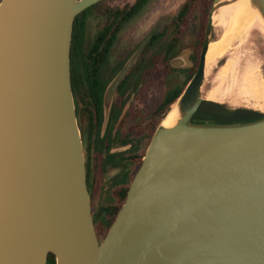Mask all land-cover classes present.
Instances as JSON below:
<instances>
[{
  "label": "water",
  "instance_id": "95a60500",
  "mask_svg": "<svg viewBox=\"0 0 264 264\" xmlns=\"http://www.w3.org/2000/svg\"><path fill=\"white\" fill-rule=\"evenodd\" d=\"M103 0H0V264H264V117L194 123L211 69L215 0L197 69L154 131L100 242L72 85L79 14ZM250 32V31H249ZM110 84L106 109L135 61ZM175 111L172 126H164Z\"/></svg>",
  "mask_w": 264,
  "mask_h": 264
},
{
  "label": "rangeland",
  "instance_id": "374dc122",
  "mask_svg": "<svg viewBox=\"0 0 264 264\" xmlns=\"http://www.w3.org/2000/svg\"><path fill=\"white\" fill-rule=\"evenodd\" d=\"M214 1H193L191 10L179 25H176L174 18L190 0H106L84 13L87 18L84 45L87 48L92 46L97 33L105 26L113 25L117 30L116 41L108 46L109 53L100 52L96 57L97 63L102 66L103 82L113 68L119 62L126 61L152 33L166 32L165 36L140 56L130 71L133 81L137 80V75L139 81L128 95L126 110L133 115L124 118L123 131L127 133L133 130L136 137L145 139L143 149L137 154L138 163L154 133L152 130H156L168 112L156 115L157 107L170 88L182 86L185 82L186 77L182 71L195 66ZM136 4H140L138 9H134ZM224 31V27L216 25L215 39L220 38ZM245 41L244 44L237 43L209 71L203 95L207 99L213 93L215 102L226 104L232 109L247 108L264 113V32L255 26ZM86 102L84 98L82 104ZM87 155H90L89 150L85 152L86 162ZM105 200L106 205L103 202L95 205L96 212L108 208L109 196ZM119 205L121 207L120 201ZM101 214L104 215V212Z\"/></svg>",
  "mask_w": 264,
  "mask_h": 264
},
{
  "label": "flooded vegetation",
  "instance_id": "af4514ba",
  "mask_svg": "<svg viewBox=\"0 0 264 264\" xmlns=\"http://www.w3.org/2000/svg\"><path fill=\"white\" fill-rule=\"evenodd\" d=\"M104 1L106 0L98 4ZM136 5L137 8H135ZM136 5L134 9H138L140 6V4ZM88 9L78 15L79 18L74 26L71 52L72 85L84 149L85 152L90 151V155H87L86 165L88 184L92 190L93 214L96 212L95 205L99 202L106 203V196H109V204L106 209L112 213L115 209L120 208V191L129 188L143 158L141 156V162L138 163L139 155L137 154L143 149L145 139L136 137L133 130L127 133L123 131L124 118L133 115L131 111L126 110L129 103L128 95L131 89L136 88L139 81L138 75L136 76L137 80L133 81L130 71L140 56L152 47L153 35L160 33H152L138 45L129 58L122 63L119 62L103 82L102 66L97 63L96 57L100 52L109 53L108 46L116 41L117 30L113 25L105 26L97 33L92 46L87 48L86 44L84 45L87 27V18L84 13ZM82 23L83 33L81 35L79 29L82 28V26L80 27ZM163 32L166 35V32ZM135 56V61L118 86L107 110L106 93L110 84ZM84 98L88 102L82 104ZM106 111L108 112L106 113ZM87 137L89 138L88 143ZM129 180L131 181L128 184ZM106 209L98 210L96 216L94 215L95 229L100 242L105 237H103V233L107 230L98 222V218L101 212H105Z\"/></svg>",
  "mask_w": 264,
  "mask_h": 264
},
{
  "label": "trees",
  "instance_id": "16d2710c",
  "mask_svg": "<svg viewBox=\"0 0 264 264\" xmlns=\"http://www.w3.org/2000/svg\"><path fill=\"white\" fill-rule=\"evenodd\" d=\"M195 0H190V2H187L182 9L179 11L178 15L174 18L176 25H179L182 23L183 19L188 15L189 11L192 8V2ZM137 8V5L136 7ZM79 17H77L76 22ZM82 26L81 29H79L80 34L83 33V23L80 25ZM78 33V32H77ZM76 33V34H77ZM165 33L160 34H154L152 37V46L160 40ZM79 36V35H78ZM201 43V48H202ZM200 55V54H199ZM199 63V57L195 61V66L191 69H184L182 72L184 76L186 77L185 82L182 84V86H175L173 88H170L159 106L156 109V115L164 114L167 110H169L170 106L177 100V98L182 93L183 89L185 88L186 84L189 82L193 74L195 73L197 66ZM123 65V64H122ZM122 65L120 66V69L122 68ZM117 73V72H116ZM264 117V113H261L259 111H255L252 109L247 108H236L232 109L226 104L218 103L215 101L210 100H204L198 111L195 113L192 122L194 123H205V122H214V123H220V124H228V123H247L252 122L258 119H261ZM155 129L152 131L154 132ZM131 180H129L128 184ZM128 188H125L120 191V203L121 205L124 203L126 196H127ZM120 209V208H119ZM119 209H115L112 213L108 211V209L104 210V215L100 214L99 219L102 227L105 230H108L110 226L112 225ZM48 264H56L55 257L53 255L49 256Z\"/></svg>",
  "mask_w": 264,
  "mask_h": 264
},
{
  "label": "bare ground",
  "instance_id": "6f19581e",
  "mask_svg": "<svg viewBox=\"0 0 264 264\" xmlns=\"http://www.w3.org/2000/svg\"><path fill=\"white\" fill-rule=\"evenodd\" d=\"M250 14L251 13L248 8L247 2H241L238 4L225 6L217 12L214 18L215 25L224 27L225 31L221 41L214 43L210 48L208 54V63L210 66L211 65L215 66L218 62V58L224 54L225 41L222 40L227 39L228 36H231L232 34L236 33L239 30V27L242 25V23L247 22V26H246V30L238 37V41H237L238 44H242L245 41L249 31L255 26L259 27L264 32V24L261 22L260 18L254 15H252L249 18ZM232 49H230V51ZM214 98L215 95L213 93L207 96V99L210 101H215ZM175 120H176V114L175 111H172L168 115V117L164 120L163 125L167 127L172 126Z\"/></svg>",
  "mask_w": 264,
  "mask_h": 264
}]
</instances>
